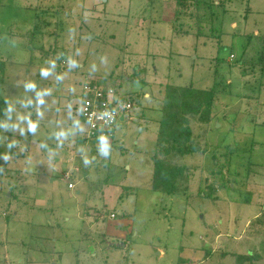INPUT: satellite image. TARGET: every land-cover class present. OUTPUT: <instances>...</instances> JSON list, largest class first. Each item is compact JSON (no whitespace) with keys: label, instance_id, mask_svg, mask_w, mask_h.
Instances as JSON below:
<instances>
[{"label":"rangeland","instance_id":"obj_1","mask_svg":"<svg viewBox=\"0 0 264 264\" xmlns=\"http://www.w3.org/2000/svg\"><path fill=\"white\" fill-rule=\"evenodd\" d=\"M178 2L193 0H0V264H231L211 249L252 247L264 255L249 226L264 205V75L241 55L264 35V0H219L222 25L200 9V27L189 18L195 7ZM92 79L134 105L106 156L105 145L84 143L79 122ZM215 84L214 119L190 123L200 152L173 161L187 182L176 194L154 191L166 86ZM108 220L113 237L100 247Z\"/></svg>","mask_w":264,"mask_h":264},{"label":"trees","instance_id":"obj_2","mask_svg":"<svg viewBox=\"0 0 264 264\" xmlns=\"http://www.w3.org/2000/svg\"><path fill=\"white\" fill-rule=\"evenodd\" d=\"M179 8L183 11L194 6V16H190L195 20L196 27H200L204 16L200 17L201 10L203 12L211 11V18L217 20V25H222L223 5L217 4L214 0H193L191 4L184 2H178ZM203 6V7H202ZM222 7V8H221ZM201 9V10H200ZM200 13V14H199ZM179 17V14H177ZM182 16H180L181 18ZM178 19V18H176ZM196 35H201V29L196 30ZM253 42V55L246 59L244 49L241 55H243V65H248L250 69H255L264 75V35L251 38ZM249 39L248 43L252 40ZM255 48V49H254ZM231 56V55H230ZM221 60L216 58V62L219 64ZM242 75L245 76L246 72L242 71ZM4 80V62L0 60V91L1 85ZM104 82V80H100ZM217 85L211 90H197L189 87H175L166 86L164 91V97L161 106V118L157 130V140L155 145V153L152 157V188L156 192L163 194H176L179 186L185 184L189 178L190 172L186 171L185 168L178 167L173 162L174 159H182L186 156L196 154L200 152V145L193 138V132L190 127V123L195 121L199 126H208L215 117V103L218 98V91L216 90ZM129 101L133 104L131 98ZM134 106V105H133ZM2 119V118H1ZM204 153V150L201 151ZM174 163V164H173ZM215 169H218L217 163L214 162ZM221 171L218 169L217 173ZM211 170V174H213ZM221 181V180H219ZM207 184V183H206ZM206 188L211 186V192L214 190V184L205 185ZM223 187L219 184L218 189ZM256 224L255 236L258 237L259 241L264 242V205L260 209L259 215L249 224L254 226ZM101 237V236H100ZM102 246H106V243L100 239ZM264 245V244H263ZM257 250L253 247L247 251L240 253L224 252L218 254V259L230 256L234 264H254L264 258V255H258ZM88 255L94 254L93 247H88Z\"/></svg>","mask_w":264,"mask_h":264},{"label":"built area","instance_id":"obj_3","mask_svg":"<svg viewBox=\"0 0 264 264\" xmlns=\"http://www.w3.org/2000/svg\"><path fill=\"white\" fill-rule=\"evenodd\" d=\"M81 93L83 99L80 117L86 128L84 143L100 148L104 145L101 144L100 137L105 138L106 144L112 142L115 127L120 123L119 118L122 116L125 122L133 104L127 96L119 95L117 91L99 79L84 83ZM64 177L68 179V174L66 173ZM67 188L72 190L73 185L69 183ZM111 218L114 216L112 215Z\"/></svg>","mask_w":264,"mask_h":264},{"label":"clouds","instance_id":"obj_4","mask_svg":"<svg viewBox=\"0 0 264 264\" xmlns=\"http://www.w3.org/2000/svg\"><path fill=\"white\" fill-rule=\"evenodd\" d=\"M52 63V65H53V67L55 66V64H54V62H51ZM70 64H72V63H74V61H70L69 62ZM49 72H50V70L48 69V68H42L41 69V76L42 77H47L48 75H49ZM58 79H60V77H58ZM36 86H35V84L34 83H31V82H29V83H27L26 85H25V88H26V90L27 89H34ZM45 94H47L46 92L45 93H41V92H37L36 93V96H37V103L38 104H42V103H44V100H43V95H45ZM30 102V101H29ZM8 104H9V106H8V108H7V111L8 112H11L12 111V107H11V103L10 102H8ZM36 128H37V124L35 123V122H32V121H29V123H28V130L29 131H32V132H35L36 131ZM23 131V130H22ZM100 142H101V144H104L105 145V148H104V150H103V154L106 156V155H108V152H107V145H106V140H105V138L104 137H100ZM86 163H87V161H85ZM114 216V215H113ZM115 217V216H114ZM112 219H114V218H112Z\"/></svg>","mask_w":264,"mask_h":264},{"label":"crops","instance_id":"obj_5","mask_svg":"<svg viewBox=\"0 0 264 264\" xmlns=\"http://www.w3.org/2000/svg\"><path fill=\"white\" fill-rule=\"evenodd\" d=\"M79 122L81 123V125H83L84 126V124H83V122H82V120L81 119H79ZM120 123H123V121H121ZM84 130H85V126H84ZM85 133V132H84ZM115 138V137H114ZM112 142H113V140H112ZM110 144V143H109ZM72 184V183H71ZM73 185V189L75 188V185L74 184H72ZM72 189V190H73ZM116 219V217H114V219H112L113 221ZM112 220H108L107 221V224L105 225L104 224V226H101V224L102 223H100V225L99 226H101V232H99L100 234H101V237H100V239H102L105 243H107V241H108V238H110V237H113L112 236V233H110L109 232V230H111V231H113V230H115V229H109L108 230V224H109V222H111ZM91 226V225H90ZM94 227V226H93ZM90 228V227H89ZM242 239H243V237H242ZM242 241V240H241ZM212 243V242H211ZM100 247H102V244L100 245ZM211 248H212V246H211ZM217 252H215L214 250H212L211 249V258L212 257H215V255H217L218 256V254H216ZM90 257H94V254H92V255H90ZM230 260H231V264H233L234 263V261H233V259L230 257V256H227ZM217 258V257H216ZM224 260H222L221 262H218V264H224V262H223Z\"/></svg>","mask_w":264,"mask_h":264},{"label":"water","instance_id":"obj_6","mask_svg":"<svg viewBox=\"0 0 264 264\" xmlns=\"http://www.w3.org/2000/svg\"><path fill=\"white\" fill-rule=\"evenodd\" d=\"M119 121H120V122L123 121V117H122V116L119 118Z\"/></svg>","mask_w":264,"mask_h":264}]
</instances>
